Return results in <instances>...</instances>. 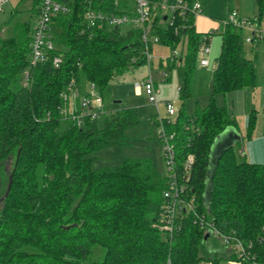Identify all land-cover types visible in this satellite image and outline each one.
<instances>
[{"label":"trees","instance_id":"1","mask_svg":"<svg viewBox=\"0 0 264 264\" xmlns=\"http://www.w3.org/2000/svg\"><path fill=\"white\" fill-rule=\"evenodd\" d=\"M34 1L37 13L39 0ZM69 1L70 11L52 25L51 55L61 57L59 67L52 60L30 66L29 21L16 23L11 35L0 37V164L9 163L12 175L11 190L0 207V264H218L227 256L212 251L211 234L192 215L182 217L172 235L164 230L160 207L168 175L155 169L151 158L94 167L100 151L129 142L126 130L140 121L137 108L110 110L82 127L61 117L60 93L71 81L95 83L103 94L112 81L147 63L143 28L99 27L85 19L89 6L119 12L116 0ZM156 1L149 35L172 51L161 65L182 69L179 92L185 101L192 94L198 55L214 32L197 31L191 11L167 12L164 0ZM263 9L264 4L259 20ZM220 34L208 106L192 115L181 109L175 121L166 118L164 124L176 135L180 165L193 155L190 191L199 212L220 234L245 244L244 264H264V163L240 161L232 147L219 162L208 205L204 197L211 146L227 127L238 126L216 96L256 86L242 27L227 23ZM179 44L187 50L178 57L174 51ZM28 69L33 80L24 87L22 74ZM256 117L253 110L249 134Z\"/></svg>","mask_w":264,"mask_h":264},{"label":"rangeland","instance_id":"2","mask_svg":"<svg viewBox=\"0 0 264 264\" xmlns=\"http://www.w3.org/2000/svg\"><path fill=\"white\" fill-rule=\"evenodd\" d=\"M203 6L202 14L208 19L214 20L215 25L221 20L230 17L232 8L237 11L238 17L247 23L255 20L260 16L261 5L264 4L260 0H195ZM37 6L34 0H8L4 5V10L0 11V37L11 35L16 23L21 21H29L31 24L35 19V10ZM264 22V9L261 16ZM197 19V18H196ZM199 23V20H197ZM114 27V26H111ZM215 33L211 37L210 45L212 46V65L208 68L200 66V60L205 55L201 51L198 55L197 68L194 74L192 84V94L183 101L180 97L179 88L183 79V72L176 67H158L153 68L154 80L159 82V98L162 101L157 108L156 105L149 102L148 95L143 87H137L136 82H142L148 74V65L143 64L118 77L112 81L103 91L105 99V107L110 110L134 107L138 109L140 121L139 124L132 126L126 130L129 142L124 146H112L103 149L98 153V158L94 161L95 168H103L121 163L125 158L149 157L153 166L162 175L168 174V166L165 158V151L161 141L162 124L158 121L163 118L175 121L180 114V110H184L186 114L192 115L199 109L208 106L211 100L210 80L212 72L217 64V58L221 52L222 37L220 29H213ZM212 31V32H213ZM243 34L246 37L252 35V30L243 25ZM211 32V31H208ZM186 45L179 44L176 51L179 57L182 52H186ZM244 50L246 56L254 63L256 72L255 88H246L242 91L230 92L228 94L219 93L216 96V102L220 106H226L228 111L236 116L238 127L244 136V148L240 145L234 147L235 152L240 161L245 160L242 151H245L247 159L260 158L264 156V110L261 106L264 103V38L256 39L253 42H244ZM164 53H170L171 49L161 48ZM174 51V53H175ZM159 48L155 49L153 61L159 58L156 53ZM158 54V53H157ZM159 55V54H158ZM208 57V56H207ZM166 65L167 60L164 59ZM179 64V63H178ZM167 70L170 79L166 82L161 81L163 71ZM164 100L174 103L177 113L170 117ZM255 109L256 125L252 133L249 134V118ZM261 113V114H260ZM212 251L217 252L219 257L228 256L223 245L221 237L211 236ZM210 244V243H209ZM224 252V253H222ZM225 262L222 259L220 262ZM218 263V264H219ZM205 264H215L213 260L206 261Z\"/></svg>","mask_w":264,"mask_h":264},{"label":"built area","instance_id":"3","mask_svg":"<svg viewBox=\"0 0 264 264\" xmlns=\"http://www.w3.org/2000/svg\"><path fill=\"white\" fill-rule=\"evenodd\" d=\"M7 1L0 0V11L4 10L3 5ZM121 1L116 0L115 3L120 9L119 12L107 13L89 6L85 11V19L89 24L99 27L103 25L110 27L128 25L143 28L148 74L142 82H136V86L143 87L148 95L149 102L158 108L161 100L156 90L152 72L153 52L150 50L158 42V38L150 37V26L148 23L159 3L156 0H124L127 2L126 5H121ZM162 6L165 7L167 12H173L177 9L181 10V13L191 11L195 15L202 12V5L196 1L190 4L187 0H178L176 3L168 4L164 0ZM70 9L69 0H39L38 12L35 14V19L32 23L31 67H36L49 60H52L55 67L60 66L62 62L61 57L59 55H51V52L55 48L52 25L56 17L68 13ZM166 19H169L173 23V20L168 15ZM227 23H237L240 27L247 25L253 31L251 36L245 38L248 42L264 38V22L258 18L253 21L250 20L247 23L239 18L237 11L233 9L230 12V17L225 20V24ZM210 51L211 46L208 43L202 49L205 56L201 58L200 65H209V58L206 55ZM174 54H176V51ZM164 76H166V73H164ZM32 80V72L28 69L22 74V85L29 87L32 84ZM60 97L61 103L58 106V110L61 117L65 120H71L81 127L85 125L88 119L96 120L102 118L110 111V109L105 107L103 94L100 93L95 83H86L84 86H80L73 80L61 91ZM164 101L168 115L170 117L175 116L177 110L174 103L169 100ZM164 119L166 118L161 119V121L158 120L162 124L160 138L163 143L168 166V185L164 192V202L160 207L164 230L169 235H172L179 220L187 215H192L195 217L196 222L209 231L211 236L214 235L222 238L228 256L223 258L225 262L222 261L219 264H244L248 259V251L245 244L233 236L220 234L219 230L206 219L205 215L199 212L196 195L190 191V170L193 163V155H189L180 165L176 148V135L165 127ZM233 253L237 255L236 258L231 257Z\"/></svg>","mask_w":264,"mask_h":264},{"label":"crops","instance_id":"4","mask_svg":"<svg viewBox=\"0 0 264 264\" xmlns=\"http://www.w3.org/2000/svg\"><path fill=\"white\" fill-rule=\"evenodd\" d=\"M229 10H230V8H229ZM202 11H203V6H202ZM197 18V19H196ZM197 20H199V23L197 22ZM225 20L226 19H224V20H221V22L218 24H216L215 25V28H217V29H220L221 31L224 29V26H225ZM215 24V22H214V20H213V22H212V19H208V17L206 16V15H204V14H202V12L201 13H199V14H196V17H195V26H196V29H197V31H199V32H203V33H207L208 31H213V29H215L214 28V25ZM221 31H220V33H221ZM214 33H215V31H213ZM252 34H253V32H252ZM221 35V34H220ZM211 37H213V35L211 36ZM222 37V36H221ZM253 42V41H252ZM211 46V45H210ZM222 47V46H221ZM157 48H159V50H160V53L159 52H157L156 53V55L159 57L157 60H156V62L155 61H153V54L155 55V49H157ZM161 48H168V47H165V46H162V45H160V44H154L153 45V54H152V65H153V68L155 67L156 69L158 68V67H163L162 65H161V61L163 60V59H165V58H167V57H169L171 54H172V51H170V53H164V52H162L161 51ZM211 54H212V46H211V51H210V53L208 54V55H206V56H208V58H209V65L208 66H202V65H200L201 67H203V68H208V67H210L211 65H212V59H211ZM220 55V54H219ZM218 60H219V56H218V58H217ZM218 60H217V64H216V66H215V68H214V70L216 69V67H217V65H218ZM179 70H181L182 71V69L180 68ZM183 72V71H182ZM214 72V71H213ZM213 72H212V75H213ZM164 73H166V76H164ZM212 75H211V77H212ZM170 79V77H169V75H168V71L167 70H164L163 71V74L161 75V81H162V83L163 82H166V81H168ZM155 81V80H154ZM211 81V80H210ZM155 85H156V90H157V93L159 94V82H157V81H155ZM255 88V87H254ZM180 89V88H179ZM253 89V88H252ZM242 90H244V89H240V90H236V91H242ZM236 91H233V92H236ZM159 96V95H158ZM103 97H104V95H103ZM161 101H162V99H160ZM104 101H105V99H104ZM255 110V109H254ZM261 110H264V103H263V105L261 106ZM261 114V113H260ZM236 117V116H235ZM234 130H235V132L241 137V141H239V142H237L236 144H234V146L233 147H236V145H240V147H241V149L242 148H244V136L242 135V133H241V131H240V129H239V127L237 126V127H235V126H231ZM242 154L244 155V157H245V160H247V161H249V162H253V163H264V156H260V158H248L247 159V156H246V154H245V151H242Z\"/></svg>","mask_w":264,"mask_h":264},{"label":"water","instance_id":"5","mask_svg":"<svg viewBox=\"0 0 264 264\" xmlns=\"http://www.w3.org/2000/svg\"><path fill=\"white\" fill-rule=\"evenodd\" d=\"M167 16L165 17V19ZM241 141V137L235 132V130L230 126L227 127L224 131H222L214 140L210 154H209V166H208V173L206 177V189L204 192V197L206 204L208 205L211 201V193L213 190V183H214V176L215 172L218 168L219 162L223 155L231 149L234 144ZM11 184L10 182L8 186V190L6 193V196H8L10 190H11Z\"/></svg>","mask_w":264,"mask_h":264},{"label":"flooded vegetation","instance_id":"6","mask_svg":"<svg viewBox=\"0 0 264 264\" xmlns=\"http://www.w3.org/2000/svg\"><path fill=\"white\" fill-rule=\"evenodd\" d=\"M10 165L5 163L4 165L0 164V207L2 206L8 190V186L12 180V175H10ZM7 177L9 178L7 181Z\"/></svg>","mask_w":264,"mask_h":264}]
</instances>
